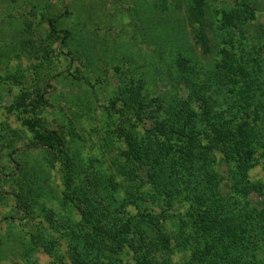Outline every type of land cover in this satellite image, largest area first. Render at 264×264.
Here are the masks:
<instances>
[{"label":"rangeland","instance_id":"rangeland-1","mask_svg":"<svg viewBox=\"0 0 264 264\" xmlns=\"http://www.w3.org/2000/svg\"><path fill=\"white\" fill-rule=\"evenodd\" d=\"M203 1L197 15L191 0H0V264H185L204 244L203 172L172 160L184 139L207 142L192 126L184 139L153 129L180 131L193 113L205 125L207 73L257 81L264 0ZM152 163L174 185L149 177ZM249 178L264 263L263 158Z\"/></svg>","mask_w":264,"mask_h":264},{"label":"trees","instance_id":"trees-1","mask_svg":"<svg viewBox=\"0 0 264 264\" xmlns=\"http://www.w3.org/2000/svg\"><path fill=\"white\" fill-rule=\"evenodd\" d=\"M191 3L197 15H202L204 1L191 0ZM253 70L257 81L241 80L242 84L240 81L235 84L232 73L228 71L217 75L213 74L214 72L207 73L206 85L211 87L212 96L203 103L211 112L208 111L204 116L205 125L199 131L196 128L198 126L196 121L200 120L197 113L187 114V118L181 122L180 131L165 130L163 124L162 128L156 125L153 129L155 133L166 137L173 136L174 139L181 136L184 139L183 133L180 132L188 134V131L192 130L198 137L204 136L207 142V145H203L200 140L197 142L190 138L184 139V147H179L183 152L182 159L179 164L176 158L172 160L178 173L182 174V171H188L192 167L188 171L189 174L195 171L203 172L201 179L194 178L195 187H198L197 190L194 189L198 195L195 196L193 193V200L194 203L200 204V208H209L213 215V219L206 221L201 233L205 237L204 244L195 249L185 264H264L256 255L258 248H250L252 236L258 233L254 230L256 222L250 221L258 218L260 210L253 207L247 199V193L242 192L248 188L252 189L254 185L250 181L249 173L259 164L261 158L264 159V69ZM237 72L241 74L242 70ZM225 85L234 86L231 88L229 86L228 91L223 92ZM218 98H222L224 102L218 104ZM40 127L42 128V125ZM190 127L192 129L188 130ZM51 133L50 148L60 152L61 139L55 133ZM166 150L168 152L164 153L167 157H172L177 151L168 146L164 147V151ZM216 153L222 155V162L229 168L227 176L231 181V193L228 197L223 196L220 188L222 180L226 178H220L221 175L211 166V163L216 162ZM166 170L169 171V168ZM162 171L163 168L156 171L152 163V166H149V177L154 176V181L160 185H174L173 177L164 176ZM189 177L192 179L191 175ZM214 181L217 182V188L213 184ZM103 234L106 239L107 233ZM105 239L101 244L107 249L111 243ZM243 255H249L247 257L251 260L244 261Z\"/></svg>","mask_w":264,"mask_h":264}]
</instances>
